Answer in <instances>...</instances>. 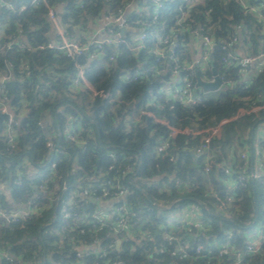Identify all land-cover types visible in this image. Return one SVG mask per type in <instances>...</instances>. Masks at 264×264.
<instances>
[{
	"label": "trees",
	"instance_id": "16d2710c",
	"mask_svg": "<svg viewBox=\"0 0 264 264\" xmlns=\"http://www.w3.org/2000/svg\"><path fill=\"white\" fill-rule=\"evenodd\" d=\"M8 2L11 8L6 6ZM158 4L155 0H0V74L9 76L0 83V99L6 97L4 102L14 114L22 111L16 116L17 136L9 141L8 115L1 110L0 100V183L9 191L6 194L3 187L0 189V209L10 213L19 204L29 202L36 197L40 184L46 191L38 199L42 206L38 214L7 223L0 216V253H8L20 264H103L101 258L78 257L67 237L72 235L76 245L96 240L111 244L109 228L91 227L78 219L65 218L62 212V205L71 199L79 202L63 209L76 214H89L94 209L93 204L87 199L79 200L76 194L80 183L98 177L100 172L103 175L98 181L117 177L128 188L126 202L134 212L141 208L137 216L147 221L150 230L163 220L167 207L172 210L190 202L199 204L202 220L201 224H182L173 232L188 240L186 255L176 251L174 242L156 235L153 240H141V244L123 242L120 252L113 248L108 256H118L124 264H212L216 263V251L208 254L204 248L195 253L194 247H205L224 236L226 230H231V240L237 248L243 246L245 238L239 231L252 223L264 202L260 184L237 186L230 208L225 214L216 213L211 206L216 198L205 190L207 178L214 189L225 194L222 180L227 176L215 165L205 174L200 159L197 166L192 164L189 152L201 144L200 136H170V130L148 114L137 118L130 114L131 104H135L174 127L198 129L232 118L222 124L221 135L212 139L210 147L216 160L237 161L227 159L228 150L234 151L235 142L243 149L248 147L257 126L264 122V109L240 114L264 101V60L252 62L241 73L223 58L229 48L235 54L240 48L241 55L264 50V8L257 16L243 14L237 0H158ZM50 10L66 36L78 37L84 44L90 39L88 50L70 57L54 47L39 48L52 40ZM124 12L126 27L122 33L118 27L115 29L125 42L102 44L90 56L95 47L92 42L98 39L96 33L89 35L90 26L103 16ZM196 29L212 37L214 46L203 71L196 68L179 73V77L188 76L191 89L201 97L188 107L170 92L160 91L173 75L164 71V59H157L151 51L167 38V46L174 48L179 62L191 60L194 55L187 44L190 31ZM141 33L145 34L142 43L138 38ZM233 37L237 38L235 42ZM80 66L97 93L84 86L70 88ZM145 67H152L145 76L125 78ZM211 68L222 83L217 90H204L196 85V75L210 79ZM76 125L85 141L83 145L64 137L65 128ZM57 131L59 148L53 149L48 142H55ZM262 135L258 148L264 157ZM163 142L164 149H158ZM109 151L117 157L110 158ZM53 161L56 164L50 171ZM128 164L134 168L125 173ZM240 169L234 167L233 175ZM175 180L191 188L172 186L159 190L164 181L170 184ZM80 228L83 233H78ZM62 234L64 238H60ZM159 247L164 251L160 252ZM11 261L0 255V264H12ZM242 264H264V249L245 255Z\"/></svg>",
	"mask_w": 264,
	"mask_h": 264
},
{
	"label": "built area",
	"instance_id": "2783aa9c",
	"mask_svg": "<svg viewBox=\"0 0 264 264\" xmlns=\"http://www.w3.org/2000/svg\"><path fill=\"white\" fill-rule=\"evenodd\" d=\"M38 0H30V3L37 2ZM157 5L158 0H155ZM259 1V2H258ZM239 5L241 6L242 13H251L254 15H261L262 9L264 8V0H255L251 2L250 0H237ZM7 7L11 8L10 3H5ZM50 20L52 22V29L54 30L52 40L46 45H39V48L43 47H54L62 51L63 54L68 55L70 57H74L77 55H81L84 51L88 50V46L90 43V39L87 40V43L84 44L81 42L78 37H69L64 34V31L59 26L56 18L54 17L52 11H49ZM103 19L106 21L105 27V35L102 38H98L94 40L92 43L94 44L93 54L97 53L101 48L102 44H120L125 42L124 38H122L121 34L116 31L115 27H118L119 30L121 27H126V18L125 12L120 13L116 16H103ZM3 28V23L0 22V30ZM190 36L197 37L199 43V51L191 60H184L179 62L178 56L174 51L172 46H167L168 40L162 39L160 40L159 45L154 48L151 52L157 57V59L163 58L167 63L164 71L169 70L172 73V79L167 83L168 88L164 90V86L161 87L160 91H168L182 103L191 107L193 104L201 100V97L193 92L191 89V82L187 75L179 77L180 72H189L193 71L196 68L201 71L204 70L207 65V59L209 57L210 51L213 49L214 40L209 35L202 33L199 30L190 31ZM83 36V35H82ZM140 43L145 38V34L141 33L138 36ZM236 37L232 38V42L236 41ZM19 46H22L20 42H18ZM142 46V45H141ZM227 45L222 44V48H225ZM139 48V47H138ZM111 56L110 58H112ZM264 60V50H261L255 55L249 54H235L229 48L227 52V56L223 58L225 63H232L234 66H237L241 73L245 72L246 67L252 62ZM152 67H145L134 72L133 75H126L125 78H130L132 80H136L140 77L145 76ZM9 78L8 75L0 74V83L5 82ZM202 80H214V75L211 76L210 79ZM72 83L75 87L84 86L88 89L92 90V87L86 81L84 77V67L80 66L78 68L77 77L72 80ZM93 93H97L93 91ZM110 99H115L110 95ZM5 96L2 97L1 102V110L8 115V136L9 140H12V137L15 135L14 126L17 124L16 116L12 114L13 112L9 109L8 102H4ZM130 116L132 118L139 117L140 114H148L155 121L163 123L169 130L170 136H175L179 133L189 134L191 136H200V145L197 149L190 151L189 153H194L197 159H200L202 162V172L208 174L212 166L215 165L218 170L223 172L227 177L222 180L223 184V192L222 194L220 189H214L213 185L210 183L209 178H207V185L205 186V190L212 197L216 198L214 202H211V206L214 208L216 213L225 214L226 210L230 208L231 201L233 200V190L237 186H246L250 182H256L260 184L263 192H264V157L261 150L258 148V142L256 144L248 145L245 149L239 151L238 159L235 162L221 160L218 161L215 159L214 150L210 147V142L213 138H218L221 135V126L223 123L231 120L224 119L218 122L215 125L208 126L206 128L198 129V128H177L170 125L165 120H162L156 116H154L150 111L145 110L142 107H138L135 104H131ZM258 109H264V101L259 102L258 104L253 105L248 110H241L240 114L249 113L257 111ZM138 113V115L136 114ZM238 114L237 116H239ZM236 116V117H237ZM78 125L76 127L72 126L70 129L65 128L64 137L65 139L73 141L75 144L83 145L84 140L80 136V132L77 130ZM58 136L53 142L49 139V145L53 147V149L59 148V140H60V132L57 131ZM263 136L259 137L262 138ZM166 145L164 142L158 146V149H164ZM52 149V151H54ZM61 152V151H60ZM108 156L110 158H116L117 156L113 151L108 152ZM197 161V160H196ZM133 163V162H132ZM55 162L53 161L50 165V171H53L55 167ZM240 166V171L234 174V167ZM113 166H108L111 168ZM133 166L128 164L126 167V172H131L133 170ZM103 172L98 174V177H101ZM94 177L92 180L79 184V190L77 191L76 197L80 199H87L89 196L94 197L97 200L98 209H93L89 214L81 213L76 214L75 212H70L63 207L65 205L73 206L76 202L74 199L69 200L67 203L62 205V212L65 218H75L80 220L81 222H85L86 224H90L91 227H102L107 226L109 228L108 235L113 239L111 244H102V240H96L93 243H80V245H76L73 236L70 235L67 237V242L72 245L73 249L76 250V255L78 257L91 256L101 258L103 264H124V261L118 256L112 258L108 256L109 252H112L114 249L117 251H121V246L123 242H127L128 240H132L141 244V240L146 239L147 241L153 240L156 235H160V237L167 242H174L175 249L179 254L186 255V248L189 246V242L186 238L176 237L173 232L176 231L181 225L186 224L189 225L192 222H197V224H201V213L199 204L195 202H190L182 206V208L178 209L179 211H184L185 215L180 214H166L157 226L152 225V229L150 230L139 215L141 208H137L136 211H132L130 205L126 202V197L128 193V188L120 182L117 177H112L111 179L102 180V182L98 181L97 178ZM79 182V179H78ZM2 183H0V189L3 187ZM172 186L189 189L187 184L181 183L178 180H175L173 183L168 184L167 181L163 182V185L159 187L160 191L169 190ZM64 188V187H63ZM37 192L41 194L33 197L29 202L26 208L15 207L13 210L8 213L4 210L0 209V216L3 217L7 222H18L19 218H25L32 214H38L42 210V206L39 205L38 199L44 197L46 195L45 186L40 184L36 187ZM48 197V195H47ZM108 200V204H104V201ZM91 204H95L94 202H90ZM157 205V204H156ZM262 214H256L252 223L250 225H254L258 218L262 219V223L260 228L257 229L256 233H254L251 237L244 236L242 231L239 233L245 238L244 244L242 247L237 248L234 242L231 240V230H226L224 232V236L215 238L213 242L206 244L204 247L202 244H198L194 247L195 253H200L204 248L206 249L208 254L216 251V263L212 264H242L245 255L247 254H257L264 249V202L261 204ZM137 212V213H136ZM183 213V212H181ZM74 228L71 227L70 230ZM152 231H154L152 233ZM84 229L80 228L78 233H83ZM65 235L62 234L60 238H64ZM119 242V243H117ZM114 248V249H113ZM158 250L160 252L164 251L163 247H159ZM227 254V255H226ZM1 256L5 257L7 260H12V264H20L19 260L9 256L6 252H1ZM151 255L149 256V259ZM156 263V259H154ZM92 264H101L97 261H94ZM141 264H148L147 262Z\"/></svg>",
	"mask_w": 264,
	"mask_h": 264
},
{
	"label": "crops",
	"instance_id": "0c3cea01",
	"mask_svg": "<svg viewBox=\"0 0 264 264\" xmlns=\"http://www.w3.org/2000/svg\"><path fill=\"white\" fill-rule=\"evenodd\" d=\"M106 25V21L103 19V17L102 18H100L99 20H97L95 23H93L91 26H90V29H89V35H94L95 33L96 34H98V38H102V37H104V35H105V26ZM187 48L190 50V52H194V54L193 55H195V54H197L198 53V51H199V43H198V40H197V37H192V36H190V39H189V42H188V44H187ZM238 52L239 53H241V51H240V48L238 49ZM264 133V122L263 123H261L260 125H258L257 126V128H256V133L255 134H257V135H259V136H254L253 137V140H254V138H255V140H254V143H253V140L251 141L252 143V145H254V144H256V142H257V139H259V137H261V136H263L262 134ZM233 148H234V151H231L230 152V150H228V153H227V159H233L234 161L235 160H237L238 159V152L239 151H241V149L243 148L242 146H241V144H239V143H237V142H235V144H234V146H233ZM236 149L238 150V151H236ZM243 150V149H242ZM237 152V153H236ZM198 160L199 159H197V161H196V165L195 166H197V164H198ZM192 164H193V162H192ZM32 172H34L33 170H31V173ZM30 175H32V174H30ZM3 189L5 190V192H6V194H8L9 193V191L5 188V186H3ZM36 196H38V195H40L41 193L40 192H37V190H36ZM146 195V194H145ZM90 197V196H89ZM147 198V197H146ZM83 199H85V198H83ZM80 200H82V199H80ZM88 201L89 202H91L89 199H88ZM108 202H110V201H108V200H105L104 201V204H108ZM95 203V202H94ZM155 204V203H154ZM186 204H188V203H186ZM27 205H28V202H24V203H22V204H19V206H17V207H19V208H26L27 207ZM94 205V209L95 208H98V205L95 203V204H93ZM156 205V204H155ZM185 204H183L182 206H184ZM156 206H159L158 204L156 205ZM182 206H179V207H177V208H174V209H172V210H170V208L169 207H167V209H169L168 210V213L167 214H180V215H185V213H184V211H179L178 212V209H180V208H182ZM164 208V207H163ZM165 209H166V207H165ZM181 212H183V213H181Z\"/></svg>",
	"mask_w": 264,
	"mask_h": 264
},
{
	"label": "water",
	"instance_id": "95a60500",
	"mask_svg": "<svg viewBox=\"0 0 264 264\" xmlns=\"http://www.w3.org/2000/svg\"><path fill=\"white\" fill-rule=\"evenodd\" d=\"M123 30H124V28L121 27L120 28V33H122ZM211 71H212V74L214 75V80H212V81H210V80H202L197 74L196 75V85L200 86L204 90H217L220 87L222 81H221L220 77L218 76V74L216 73V71L213 68H211ZM190 155L192 157L193 165L195 166L197 157L192 152L190 153ZM88 199L91 202H95L97 204V200L94 197L90 196V197H88ZM117 243H119V242H117Z\"/></svg>",
	"mask_w": 264,
	"mask_h": 264
},
{
	"label": "rangeland",
	"instance_id": "374dc122",
	"mask_svg": "<svg viewBox=\"0 0 264 264\" xmlns=\"http://www.w3.org/2000/svg\"><path fill=\"white\" fill-rule=\"evenodd\" d=\"M53 32H54V30H53ZM52 32V33H53ZM53 36V35H52ZM194 54V52L192 53V55ZM196 55V54H195ZM194 55V56H195ZM193 56V57H194ZM169 86H168V84H165L164 85V90H166L167 88H168ZM70 88H76L74 85H73V83H71V85H70ZM13 112V111H12ZM12 114H14V112L12 113ZM22 114V111L20 112V114L19 115H21ZM15 116H19V115H17V114H14ZM255 136L257 135V134H254ZM15 136H17V134H16V132H15V135L12 137V140L15 138ZM257 136H259V135H257ZM240 139H241V137H240ZM11 140V141H12ZM254 140H255V138H254ZM254 140H253V143H254ZM10 141V140H9ZM242 142H244V140H241ZM257 142H258V139H257ZM243 149V148H242ZM241 149V150H242ZM236 151H238L237 149H236ZM237 153V152H236ZM239 153V152H238ZM95 209H98V208H95ZM262 214V209H260V211H259V215H261ZM261 223H262V219L259 217L258 218V220H257V222L254 224V225H248L246 228H244V229H242L241 231H242V233H243V235L244 236H249V237H251L254 233H256V231H257V229L258 228H260V225H261Z\"/></svg>",
	"mask_w": 264,
	"mask_h": 264
}]
</instances>
